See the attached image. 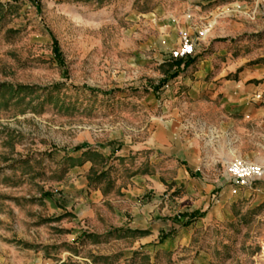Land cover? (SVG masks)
Returning a JSON list of instances; mask_svg holds the SVG:
<instances>
[{
	"label": "rangeland",
	"instance_id": "rangeland-1",
	"mask_svg": "<svg viewBox=\"0 0 264 264\" xmlns=\"http://www.w3.org/2000/svg\"><path fill=\"white\" fill-rule=\"evenodd\" d=\"M244 69L264 73V0H0V264H264L261 152L213 164L198 124L193 171L196 131L179 136L181 112L214 123L192 104ZM235 161L262 174L241 185Z\"/></svg>",
	"mask_w": 264,
	"mask_h": 264
},
{
	"label": "crops",
	"instance_id": "crops-1",
	"mask_svg": "<svg viewBox=\"0 0 264 264\" xmlns=\"http://www.w3.org/2000/svg\"><path fill=\"white\" fill-rule=\"evenodd\" d=\"M246 70L244 69L239 73L238 70L237 73L236 70H229V75L235 74V77L220 80V84L212 87L213 91L210 97L212 101H200L192 104L196 109L203 107L204 115L209 116L212 111L216 117L214 123L206 119L201 121L198 119L199 117L196 120L201 122L193 123L191 117L194 113L184 118V113L177 111L181 121L179 123V136L181 137L183 131L189 133L194 129L197 134V137L192 138L187 134L188 137L185 138L187 145L182 153L191 170L195 171L193 167L197 164L205 166L208 157L209 146L208 143L203 142L205 130L202 133L198 132L196 127L198 124V126H208L212 132L213 164L224 163L229 158V149L236 148V146L256 148L262 155L260 161L264 162V73ZM221 77L219 76V79ZM185 104L186 108H189L188 105L190 104L188 102ZM183 120L184 122H182ZM175 124L176 122L173 120L165 122L163 130L158 134V136H163L169 144L174 142ZM199 138H202L200 141L202 140L203 144H200ZM226 149L227 151H225ZM190 179L192 178L188 176L187 181H185L187 184H184L189 189ZM0 251L7 255L5 248H0ZM3 261L2 264H7L6 258Z\"/></svg>",
	"mask_w": 264,
	"mask_h": 264
},
{
	"label": "built area",
	"instance_id": "built-area-1",
	"mask_svg": "<svg viewBox=\"0 0 264 264\" xmlns=\"http://www.w3.org/2000/svg\"><path fill=\"white\" fill-rule=\"evenodd\" d=\"M192 52V45L185 37L181 48L174 52L176 57H183ZM229 171L237 178L241 185H248L262 174L260 166L242 161H235L229 165Z\"/></svg>",
	"mask_w": 264,
	"mask_h": 264
},
{
	"label": "trees",
	"instance_id": "trees-1",
	"mask_svg": "<svg viewBox=\"0 0 264 264\" xmlns=\"http://www.w3.org/2000/svg\"><path fill=\"white\" fill-rule=\"evenodd\" d=\"M54 44H55V47H54L55 58L59 63H62L63 59H62V54L60 52V48L58 46V43L55 41ZM195 61H196V59L189 58L188 56H185V57L181 58V60H179L178 63L183 62L185 67H189ZM169 80H170V78L163 79L160 82V85L158 86V88L162 85H165ZM77 149H80V148H76V150ZM69 159L73 160V158H69ZM50 195H51L50 193H45L46 197H48ZM199 215L202 216L203 213H201ZM197 216H198V212H196V211H193L190 213L185 212V213L179 214L177 217L174 218L173 221H177L179 224L186 226V225H189L192 221H194L197 218ZM145 233H147V232H145ZM171 233H172V229L162 232L161 237H160V242H163L165 240V238H167L168 236L171 235ZM85 235L88 237H93L91 234H87L86 232H85Z\"/></svg>",
	"mask_w": 264,
	"mask_h": 264
}]
</instances>
